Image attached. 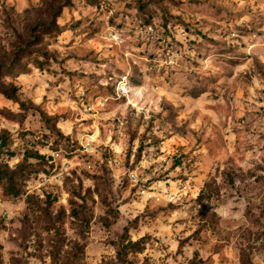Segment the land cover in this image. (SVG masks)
Segmentation results:
<instances>
[{
	"label": "rangeland",
	"instance_id": "rangeland-1",
	"mask_svg": "<svg viewBox=\"0 0 264 264\" xmlns=\"http://www.w3.org/2000/svg\"><path fill=\"white\" fill-rule=\"evenodd\" d=\"M53 1L0 0V264L110 263L127 225L130 264H264V0H68L41 34Z\"/></svg>",
	"mask_w": 264,
	"mask_h": 264
},
{
	"label": "trees",
	"instance_id": "trees-1",
	"mask_svg": "<svg viewBox=\"0 0 264 264\" xmlns=\"http://www.w3.org/2000/svg\"><path fill=\"white\" fill-rule=\"evenodd\" d=\"M52 1V0H51ZM53 3H57L54 7L50 4L45 2V4L48 6L49 10H52V16L50 22L47 24H39L37 25V29L41 34H49L53 33L55 30L58 29V27L55 25V20L61 15L62 8L66 7L69 4L68 0H64L63 3H59V1H53ZM54 20V21H53ZM42 57L44 59L47 58V54L43 53ZM44 62L39 61L36 57L31 59V64H33L37 69L43 70L42 65ZM14 71V74H26L28 70L24 68L23 65H17L13 68L10 66L5 67V71L8 73ZM0 94L5 96L6 99L11 100L17 104H19L20 107H24V105L20 102H18L17 98V89L9 85L7 87L1 86L0 87ZM10 117H15L18 114L11 113ZM13 181L14 177L8 170H2L0 169V183L5 182L6 187L4 189V193L8 196L12 197H18L19 193L15 192L13 189ZM144 239L141 238L138 241L132 242L129 239V226H125L122 230V234L120 235L117 242L113 244L115 247V260L110 263H102V264H130L128 261V256L132 254H138L141 253L144 249ZM59 259V254L52 253L51 254V260L53 263H56ZM68 264H83V246L76 245L75 251L68 261Z\"/></svg>",
	"mask_w": 264,
	"mask_h": 264
},
{
	"label": "built area",
	"instance_id": "built-area-1",
	"mask_svg": "<svg viewBox=\"0 0 264 264\" xmlns=\"http://www.w3.org/2000/svg\"><path fill=\"white\" fill-rule=\"evenodd\" d=\"M57 157V155H55ZM42 182H47V178L45 176L42 177L41 179Z\"/></svg>",
	"mask_w": 264,
	"mask_h": 264
}]
</instances>
